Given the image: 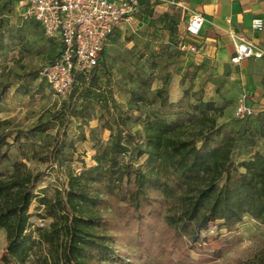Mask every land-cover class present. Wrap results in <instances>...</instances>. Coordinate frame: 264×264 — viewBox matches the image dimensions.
I'll list each match as a JSON object with an SVG mask.
<instances>
[{"label": "trees", "instance_id": "obj_1", "mask_svg": "<svg viewBox=\"0 0 264 264\" xmlns=\"http://www.w3.org/2000/svg\"><path fill=\"white\" fill-rule=\"evenodd\" d=\"M190 92L161 100L143 123V144L118 132L99 147L94 165L72 171L52 194L35 191V175L0 171V264H113L124 243L140 257L156 247L193 264V252L199 260L222 256L230 245L222 233L239 230L247 218L264 228V146L237 163L232 134L204 148L224 105L203 97L188 102L189 110L174 111ZM185 121L201 128L188 133ZM8 144L0 135V159ZM129 152L145 155L144 163L122 160Z\"/></svg>", "mask_w": 264, "mask_h": 264}, {"label": "rangeland", "instance_id": "obj_2", "mask_svg": "<svg viewBox=\"0 0 264 264\" xmlns=\"http://www.w3.org/2000/svg\"><path fill=\"white\" fill-rule=\"evenodd\" d=\"M153 5L147 8L145 22H122L104 46L97 70L77 76L70 93L61 97L38 73L54 60L59 44L38 23L21 15L18 0H0V135L9 143L4 146L7 157L0 159L4 176L15 171L35 175V191L52 194L67 185L72 171L94 165L99 147L118 132L131 133L143 144L145 119L160 109L162 99L169 95L178 99L186 88L190 95L174 103V111L189 110L188 102L203 97L217 98L215 102L224 105L216 117L218 127L208 133L206 143L196 137L199 145L209 148L213 141L234 135V163L264 146V137L259 136L264 112L255 108L250 120L238 119L237 104L226 99L229 89L217 79L215 66L195 63L185 47L186 33L178 25L181 16L155 13ZM185 124L188 133L201 128ZM145 159L130 152L122 156L139 164ZM36 206L35 201L34 222L40 214ZM222 236L230 243L222 256L210 254L199 260L193 252V264H264V228L257 222L247 218L239 230ZM4 237L0 230V239ZM121 250L113 264H186L177 253L163 254L156 247L142 257L129 243Z\"/></svg>", "mask_w": 264, "mask_h": 264}, {"label": "built area", "instance_id": "obj_3", "mask_svg": "<svg viewBox=\"0 0 264 264\" xmlns=\"http://www.w3.org/2000/svg\"><path fill=\"white\" fill-rule=\"evenodd\" d=\"M140 0H18L21 15L39 24L45 35L59 44L54 60L38 73L52 90L66 97L73 88L78 74L89 75L100 64L104 46L116 28L122 23H132ZM205 17L192 11L186 21V34L199 36ZM252 27L264 29L261 17H255ZM236 50L231 60L241 63L248 57L261 58L264 51L258 49L245 35L232 34ZM191 52H197L195 44H185ZM249 93L244 89L235 109L240 119L255 115V107L249 103ZM41 219L39 224L44 225Z\"/></svg>", "mask_w": 264, "mask_h": 264}, {"label": "crops", "instance_id": "obj_4", "mask_svg": "<svg viewBox=\"0 0 264 264\" xmlns=\"http://www.w3.org/2000/svg\"><path fill=\"white\" fill-rule=\"evenodd\" d=\"M152 3L155 13L180 15L178 25L184 33L190 13H202L205 21L201 34H186V44L198 47L197 52H192V59L195 63L215 66L217 79L225 82L229 89L227 100H234L237 104L241 92L246 89L250 96L249 103L258 112H264V56L248 57L241 63L231 60L236 50L233 33L245 35L264 51V29L259 31L252 27L255 17H261L264 21V0H140L135 20L145 22L147 8Z\"/></svg>", "mask_w": 264, "mask_h": 264}]
</instances>
